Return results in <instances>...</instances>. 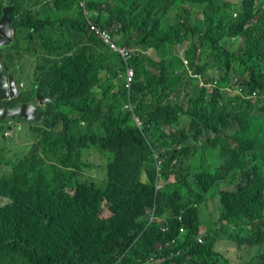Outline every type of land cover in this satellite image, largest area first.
Here are the masks:
<instances>
[{
  "label": "trees",
  "instance_id": "1",
  "mask_svg": "<svg viewBox=\"0 0 264 264\" xmlns=\"http://www.w3.org/2000/svg\"><path fill=\"white\" fill-rule=\"evenodd\" d=\"M7 5L11 59L40 61L13 102L51 101L17 130L26 153L0 162V264H264V0H0V16Z\"/></svg>",
  "mask_w": 264,
  "mask_h": 264
},
{
  "label": "rangeland",
  "instance_id": "2",
  "mask_svg": "<svg viewBox=\"0 0 264 264\" xmlns=\"http://www.w3.org/2000/svg\"><path fill=\"white\" fill-rule=\"evenodd\" d=\"M80 8V6H79ZM187 42H184L180 45H178L176 47V52L179 55H183V50L186 47ZM25 54H29L27 52V50L25 48L21 49V56L18 57V55L16 53L13 54L12 57V61L15 63L16 65V71L17 74H15V77L17 79H20L22 81V83L24 84V89L25 90H29V88L31 87V84L33 82V78L35 77L34 75V69H37L38 66L40 65V61L35 58L33 59L32 57L25 55ZM150 54L153 55L152 52H150ZM37 76H39V74H37ZM200 78H202L201 74H200ZM167 130V129H166ZM16 131V127L13 126L12 128V133L10 137H7L6 141L4 143L0 142V144H3L6 148L7 151L2 155V158L0 159L1 162L4 161H11L16 157H20L23 154L26 153L28 147L25 144H28V140L26 141L24 138L22 139H15L14 134ZM18 142H17V141ZM100 154H97L95 152L94 156H91V154L88 155V162L90 163H94L96 165L101 163V160L99 159ZM91 174H96V170L92 169L90 171ZM237 180L234 181L233 183L227 182V183H223L221 184V188H226V189H231L235 186ZM217 185L213 186L209 192L207 193L208 199L210 198V196L213 194L215 199H207L204 202L199 203L198 205V210L202 216V220L204 222V224H202V226L200 227V231L199 233L202 234L205 228V225H207V223H209L212 219L216 218L217 213ZM108 213L106 211L103 212V215H107ZM229 249V243L225 240H220V248L219 250L222 251V254L225 257L230 256V251H228ZM234 255V254H233Z\"/></svg>",
  "mask_w": 264,
  "mask_h": 264
},
{
  "label": "water",
  "instance_id": "3",
  "mask_svg": "<svg viewBox=\"0 0 264 264\" xmlns=\"http://www.w3.org/2000/svg\"><path fill=\"white\" fill-rule=\"evenodd\" d=\"M11 6L7 5L2 8V14L0 16V46L6 45L13 40V32L10 26V19L8 12ZM17 89L15 84L11 81V78H5L3 72H0V101L5 99H10V97H17ZM51 101L50 98L41 95L36 89L34 93V98L25 101L21 104L16 105L13 108L5 109L3 117L9 115L12 117H22L25 121H33L37 123H42L44 120V113L39 108V106ZM3 106L0 105V111H2ZM9 199H5L0 196V206L8 202Z\"/></svg>",
  "mask_w": 264,
  "mask_h": 264
},
{
  "label": "flooded vegetation",
  "instance_id": "4",
  "mask_svg": "<svg viewBox=\"0 0 264 264\" xmlns=\"http://www.w3.org/2000/svg\"><path fill=\"white\" fill-rule=\"evenodd\" d=\"M11 42H9L8 44L6 45H1L0 46V72H3L4 75H5V78L9 79L11 78V81L13 82V84H15V87L17 89V97H10V99H5V100H1L0 101V105L3 106L2 108V111H0V142L4 143L7 139V137H10L11 136V133H12V130L11 129H5V125L8 124V125H12L14 122L12 120V116H9V115H5L3 117V114H4V110L5 109H10V108H13L15 107L16 105L18 104H21L25 101H18L16 103L13 102V100H15L16 98H20V94H22L25 89H24V84L22 83V81L20 79H17L15 77V74H17V71H16V65L15 63L12 61L11 59V56H10V52H11ZM8 53V55H7ZM34 96L31 99H33ZM29 101V100H28ZM40 107V106H39ZM16 118L15 119V122H17L18 126L16 128V131H15V134H14V137L15 135L17 134V130L19 129H23V125L22 122L25 121L23 120L22 117H14ZM17 141V140H16ZM18 142V141H17ZM1 147H3V151L0 150V155L4 154L6 151H7V148L3 145V144H0V149ZM1 159V157H0ZM1 162V161H0ZM6 161H4V164H5ZM8 168L9 166H4V167H1L0 166V182L1 180L3 179V177L1 176L2 173H4V176L5 174L7 173L8 171ZM0 196L4 197L5 199H9L3 195L0 194ZM9 202V200H8ZM7 203V201L5 202Z\"/></svg>",
  "mask_w": 264,
  "mask_h": 264
},
{
  "label": "built area",
  "instance_id": "5",
  "mask_svg": "<svg viewBox=\"0 0 264 264\" xmlns=\"http://www.w3.org/2000/svg\"><path fill=\"white\" fill-rule=\"evenodd\" d=\"M83 5H84V2H81L80 6H83ZM88 26H89L90 31L95 33V35L98 36L104 43H106L112 50L117 51L120 55H122L125 60L128 58H131L130 52L126 48L120 47L115 43L114 38H113V34L111 33V31L106 30V29H100L95 24H93L91 22H88ZM184 61H186V60H184ZM198 76H200V74H198ZM133 78H134V71H133L132 67L127 65V67L125 69V88L126 89H128L130 87V84H131ZM200 81H202V78H200ZM212 84L215 85L216 80H214L212 82ZM255 95H256V93L253 91L250 95V98H253ZM126 106L131 108L130 105H126ZM134 121H135L137 126L141 125V122H140L138 117L135 116ZM151 218H153V211H151ZM155 218L156 217L154 216V219ZM178 218H180V216H178ZM182 231H183V227H180L179 232H182ZM172 242H174V241H172Z\"/></svg>",
  "mask_w": 264,
  "mask_h": 264
},
{
  "label": "clouds",
  "instance_id": "6",
  "mask_svg": "<svg viewBox=\"0 0 264 264\" xmlns=\"http://www.w3.org/2000/svg\"><path fill=\"white\" fill-rule=\"evenodd\" d=\"M130 67H131V66H130ZM132 69H133V68H132ZM133 71H134V70H133ZM216 77H218V76H216ZM235 92H236V94L239 95V93H240V89H239V90L237 89ZM252 92H253V91H252ZM252 92H251V93H252ZM254 92L256 93V91H254ZM251 93H250V95H251ZM250 95L248 96L249 99L256 98V96H257V94H256L253 98H250ZM199 234H200V233H199Z\"/></svg>",
  "mask_w": 264,
  "mask_h": 264
}]
</instances>
